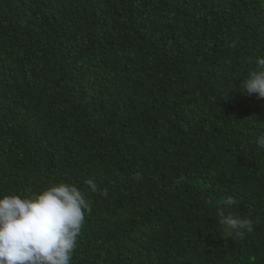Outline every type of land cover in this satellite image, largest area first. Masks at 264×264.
Returning <instances> with one entry per match:
<instances>
[{"label":"trees","instance_id":"1","mask_svg":"<svg viewBox=\"0 0 264 264\" xmlns=\"http://www.w3.org/2000/svg\"><path fill=\"white\" fill-rule=\"evenodd\" d=\"M257 58L264 0H0V199L82 191L69 264H264Z\"/></svg>","mask_w":264,"mask_h":264},{"label":"clouds","instance_id":"2","mask_svg":"<svg viewBox=\"0 0 264 264\" xmlns=\"http://www.w3.org/2000/svg\"><path fill=\"white\" fill-rule=\"evenodd\" d=\"M236 47V42L230 44ZM251 63V61H249ZM257 68L242 80L240 91L264 99V58H257ZM264 147V135L257 138ZM92 191H98L94 179L85 181ZM103 195L107 198V190ZM206 203L214 202L209 198ZM227 205L237 201L228 197ZM92 202L75 185L53 184L31 197L6 196L0 199V264H69L77 246V237L92 214ZM218 223L224 238L243 240L253 231V223L224 207H217Z\"/></svg>","mask_w":264,"mask_h":264}]
</instances>
